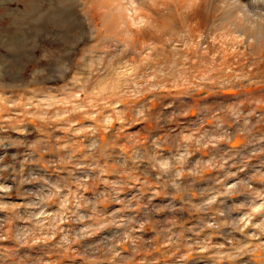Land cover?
<instances>
[{"label":"rangeland","instance_id":"1","mask_svg":"<svg viewBox=\"0 0 264 264\" xmlns=\"http://www.w3.org/2000/svg\"><path fill=\"white\" fill-rule=\"evenodd\" d=\"M145 3L126 47L0 0V264H264V46Z\"/></svg>","mask_w":264,"mask_h":264},{"label":"bare ground","instance_id":"2","mask_svg":"<svg viewBox=\"0 0 264 264\" xmlns=\"http://www.w3.org/2000/svg\"><path fill=\"white\" fill-rule=\"evenodd\" d=\"M81 1L83 11L93 30L92 34H96L97 25H101L104 34L100 33L99 37L111 36L113 38V36L120 34L119 42L126 47L136 45L137 36L151 25L149 12L142 11L143 4L149 2L156 6L168 2V0ZM178 2L186 3L191 8L204 6L209 10L216 11L218 21L224 29L222 36L229 39V42L242 43L243 41L248 42L249 38H253L257 46H264V0H260L263 10L261 13V9L254 12L245 9L241 12L238 4V6L232 5L233 3L230 4L225 0H178ZM235 32L238 33L235 34ZM241 34L244 35L242 39L238 37ZM146 44H150V42Z\"/></svg>","mask_w":264,"mask_h":264}]
</instances>
